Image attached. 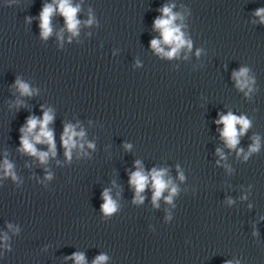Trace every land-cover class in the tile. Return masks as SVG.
Wrapping results in <instances>:
<instances>
[{
	"label": "clouds",
	"instance_id": "1",
	"mask_svg": "<svg viewBox=\"0 0 264 264\" xmlns=\"http://www.w3.org/2000/svg\"><path fill=\"white\" fill-rule=\"evenodd\" d=\"M54 4H56V7L53 5H45L41 15V36L43 38H47L51 34V16L53 15L54 11H59L60 14L65 18L66 25L69 31L75 35L77 33V27L80 23L76 19V14L79 11V7H73L70 0H54ZM162 15L161 17L157 18L154 22V27L158 29L161 33L162 40L153 39L151 41V47L155 49L157 53H160L162 55L173 57L175 56L180 48L187 44L189 49L191 48V42L186 41L183 38V33L180 31V28L174 25V21L177 18L175 14L172 13L171 7L164 6L161 9ZM256 15L261 17V22L264 23V8L257 9ZM91 19L88 21V23H91ZM161 43L171 45V50L168 52H165L164 49L161 47ZM233 78L237 82V87L243 90L245 87L248 86V80H247V69L241 68L239 72L233 73ZM17 86L21 92L22 95H31V90L29 89V86L19 80L16 81ZM53 120V116L50 114V112H45L43 115L42 120H37L36 118L32 117L29 118L27 121V127L22 128L21 132L25 133L21 137V144L23 146V150L28 152L31 155L38 156L41 163L46 162L48 153L47 152H38L35 148L33 142H31L28 138L30 134L34 132V130L39 126V132L36 133L33 137L34 141L36 143H47L49 145V150L52 152L53 155H55V142H54V135L52 130L48 128V124ZM218 124H223L224 128L221 132V136L225 139L228 147L235 148L236 145L239 143L238 137L243 135L244 132L249 127V121L245 119L244 117H237L233 115L231 112H229L227 115H222L220 119L217 121ZM239 124L241 127L239 131L236 128V125ZM84 133L76 132L74 127L72 125H66L64 128L63 135L61 137L63 146L65 147V155L70 159L71 158V150L73 147L76 146V141L74 137H83ZM82 147V145H81ZM89 147H92V145H89ZM258 149V142L252 146L250 151H256ZM137 165H139V161H137ZM6 174L12 175V165L8 163L7 160L4 162ZM165 172L164 170L157 171L156 169H153L150 174L146 175L143 170H138L134 173H132L130 177V183L135 187L136 189V196L139 201L142 202L143 197L140 196V193L143 192L146 188V186L149 184V181L151 180L152 188L154 189L153 194V203L161 197L162 193L165 189L168 188L170 181H166L164 179ZM13 178H15L13 176ZM181 179L183 177L181 176ZM176 189L173 187L171 189V193L175 194ZM103 199L105 203L101 206L102 211L106 214L113 213L116 210L115 202L111 199V197L108 195V191L105 190L103 193ZM168 202H171V195L166 198ZM76 264H84V256L80 253H74L72 257ZM107 259L106 256H98L96 260L93 262V264H102L103 261ZM226 264H231V262H226Z\"/></svg>",
	"mask_w": 264,
	"mask_h": 264
}]
</instances>
